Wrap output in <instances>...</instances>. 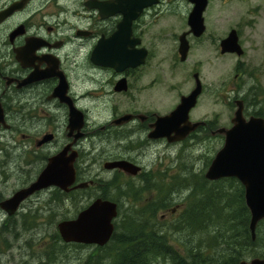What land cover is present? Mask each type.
<instances>
[{"label":"flooded vegetation","instance_id":"obj_1","mask_svg":"<svg viewBox=\"0 0 264 264\" xmlns=\"http://www.w3.org/2000/svg\"><path fill=\"white\" fill-rule=\"evenodd\" d=\"M128 3L151 4L129 23L123 13L116 12L118 7ZM165 3L166 0H0L1 233H10V227H27L26 209L29 212L30 202L44 194L48 197L41 199H47L48 204L52 202L63 207L66 201L74 203L78 199L80 189L73 187L79 182H88V188L97 187L104 194L105 190L119 191L113 182L128 189L127 181H144L146 167L131 154L106 153L103 166L108 160H129L142 167L138 175L112 169L108 171L117 176L105 180L101 174H93L91 170L97 164V157L106 150L127 147L134 152L159 141L167 147L182 143L149 138L151 125L158 114L138 108L121 113L114 105L110 109L112 102L120 103L119 97L129 94L142 79V68L153 48V44L144 45L150 29L148 25L153 21L150 15ZM208 29L206 25L202 36L189 34L188 38H202ZM157 37L158 33L153 36L154 39ZM221 40L214 48L219 52L216 56L225 55L221 53ZM144 49L147 51L145 62L136 67L108 64L113 53ZM216 56L206 62H216ZM203 65L202 62L201 66H195L192 76L190 67L188 76L193 77L196 72L200 75ZM256 78L247 93L240 88L235 94V104L238 99L244 101L247 117H264V94L260 95L261 100L256 98L260 86L264 87L260 77ZM202 83L203 94L206 83ZM74 113L84 117L81 130L74 121L78 118ZM126 114L134 117L127 123L118 124V119ZM201 121L205 123L195 133L208 131V139L223 147L226 136L219 129L225 131L232 125L220 126L217 120ZM80 132L84 133L82 138H79ZM65 149L68 156L77 153L74 162L76 182L68 191L57 186L38 190L10 214L2 204L36 182L51 160ZM104 169L107 170L105 166ZM173 176L166 182L172 184ZM112 192L104 198H115ZM168 209L162 214L163 219L174 215L175 208L165 211Z\"/></svg>","mask_w":264,"mask_h":264},{"label":"rangeland","instance_id":"obj_2","mask_svg":"<svg viewBox=\"0 0 264 264\" xmlns=\"http://www.w3.org/2000/svg\"><path fill=\"white\" fill-rule=\"evenodd\" d=\"M189 5L188 0H169V2L166 0L165 4H162L150 15L153 21L148 25L150 29L145 35L144 45L151 46L153 44V48L147 64L142 68L143 77L129 94L119 97L121 98L120 103H111V110L114 105V109L115 106L119 107L121 113L129 108H138L143 112L158 115L169 113L178 105L181 95L190 93L194 88L195 81L191 77L195 71L194 67L201 66L203 62L200 75L202 81L206 83V88L198 105L191 112V119L193 121L217 120L220 126L230 127L236 110L234 100L238 89L241 88V91L247 93L252 83L257 81L256 77L258 76L264 87V0H209L204 14L209 29L202 38L192 36L189 38L191 50L188 62H181L178 53L179 36L188 30L191 11ZM233 28L239 32L241 44L245 49L244 55L216 56V53L219 52L214 50L215 45ZM156 33L159 34V37L154 39L153 36ZM214 56L218 58L216 62H206ZM238 64L241 65L240 68H238ZM190 67L191 76H188ZM238 73L239 75H237ZM251 75H253V79ZM233 88L236 89L233 90ZM261 94H264V88L260 86L259 93L256 94L258 100H261ZM249 106L251 105L249 104ZM207 132L194 133L181 144L172 147H167L164 142L159 141L134 152L133 149L127 147L126 149L111 148L97 157V164L91 171L95 175L101 174L105 180H110L117 175H112L113 173L104 169L105 160L103 159L106 157L103 155L106 153L109 155L111 152L122 155L131 154L146 167V176L151 177V180L142 186H148L153 181L168 183L166 181L171 179L172 175H174L173 181L178 184L182 173L197 175L192 181L195 183L201 178V175L205 174L215 154L222 146L217 141L208 139ZM130 182L133 184L143 183L141 181ZM109 192L111 193L112 190H108ZM189 193L190 191L184 188L180 193L173 194L171 208L175 206V212L164 221H173L180 217L187 208L184 198ZM101 194H103L101 189L92 187L88 190L87 195L79 197L74 203L66 201L63 207L52 202L48 204L47 199H41L47 198L48 194H44V197L42 196L40 199L32 200L29 212L26 209L27 227H10L12 230L10 233H1L0 231V264H83L95 247L79 248L69 245L62 250L63 241H56L57 244L54 240L56 234H59L57 225L60 220L75 218L83 208L82 206H87ZM112 195L121 204L119 217L115 221L118 231H123L126 228L124 227V222L127 219L125 215L131 214L133 208L137 209V203L145 206L151 202L153 197L156 198L154 192L149 190L142 192L137 201L133 197L120 195L116 190L112 192ZM177 204L178 206H176ZM168 211L169 209L161 210L158 213V218H162V214ZM18 218L22 219V216ZM178 229L176 228L170 234V244L173 247H183V243L194 247L201 241L200 245L207 244L208 235L205 231H191L186 227L182 230ZM212 229L219 230L218 227ZM262 232L264 234V225L261 226L260 236ZM2 243L5 246H1ZM258 245L260 256L247 255L243 259L264 258V245L262 243ZM55 250H60V252L47 255L48 252ZM156 264L167 263L158 259Z\"/></svg>","mask_w":264,"mask_h":264},{"label":"water","instance_id":"obj_3","mask_svg":"<svg viewBox=\"0 0 264 264\" xmlns=\"http://www.w3.org/2000/svg\"><path fill=\"white\" fill-rule=\"evenodd\" d=\"M194 6L189 15V25L191 31L196 36H201L206 29L204 12L209 0H190ZM151 3L142 5H123L117 8L116 12L124 14L125 18L131 22ZM189 32L180 36L179 53L181 60L187 59L190 44L187 38ZM222 53H236L238 56L244 54V49L239 42L237 30H232L228 37L222 40ZM147 51L138 50L124 51L121 54L111 55L112 66L136 67L145 62ZM196 87L189 95H183L180 103L170 113L158 115L156 121L151 125L149 138H166L168 142H179L185 140L204 122H193L190 120V112L196 106L198 98L202 92V82L199 73L194 74ZM76 122L80 130L84 125V117L81 113ZM140 116V115H138ZM134 116L126 114L118 119V124L129 122ZM233 126L230 129H219L224 132L226 140L224 146L217 152L212 160L205 176L209 180H219L226 177L237 178L244 186L246 205L250 210V230L252 239H256L258 224L264 220V118L251 116L247 119L244 116V102L237 100V110L232 119ZM84 136L79 133V138ZM67 149L63 153L55 156L47 168L42 172L36 182L29 188L19 192L14 198L6 200L2 206L13 214L18 209L19 204L34 192L57 186L68 191L77 178L74 162L77 156L67 155ZM106 169L119 168L125 172L137 175L141 167L128 161L116 160L105 163ZM88 182H81L73 188H87ZM118 204L114 201L97 198L88 207L81 210L75 218L65 219L58 223L59 233L65 243H80L86 245L105 246L112 239L115 232V219L118 217ZM239 264H264V258L256 257L251 260H241Z\"/></svg>","mask_w":264,"mask_h":264},{"label":"trees","instance_id":"obj_4","mask_svg":"<svg viewBox=\"0 0 264 264\" xmlns=\"http://www.w3.org/2000/svg\"><path fill=\"white\" fill-rule=\"evenodd\" d=\"M195 176L197 175L193 173H182L178 184L153 181L148 186H142L151 180V177L146 176L141 184L128 182L126 190L113 182L120 195L133 197L135 201L145 190L156 192V198L153 197L145 206L137 204V209L133 208L131 214L127 213L124 222L126 228L118 231L116 224L112 240L104 247H95L83 264H156L158 259L167 264H239L247 255L260 256L258 244L264 245L263 232L260 236L264 220L259 223L256 239L253 240L250 211L245 203V191L240 181L237 178L209 181L203 174L192 183ZM176 178L178 179L177 176ZM184 188L190 193L184 198L187 208L180 217L173 221L158 218L161 210L171 207L173 194L180 193ZM88 190L90 188L80 190L79 197L87 195ZM108 194V190H105L101 195L106 197ZM185 227L191 231H205L208 235L207 244L200 245L201 241L194 247L186 243L182 244L183 247H173L170 244V234L176 228L182 230ZM213 227H218L219 230L214 231ZM54 240L62 241L58 233ZM69 245L79 248L86 246L64 243L62 250ZM59 252L60 250H55L47 255Z\"/></svg>","mask_w":264,"mask_h":264}]
</instances>
